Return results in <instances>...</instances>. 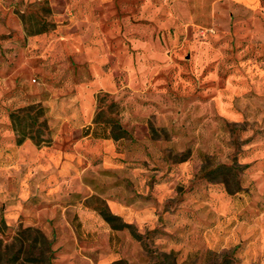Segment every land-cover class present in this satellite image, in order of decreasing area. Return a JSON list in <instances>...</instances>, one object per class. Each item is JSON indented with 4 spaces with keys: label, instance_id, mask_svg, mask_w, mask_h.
I'll use <instances>...</instances> for the list:
<instances>
[{
    "label": "rangeland",
    "instance_id": "374dc122",
    "mask_svg": "<svg viewBox=\"0 0 264 264\" xmlns=\"http://www.w3.org/2000/svg\"><path fill=\"white\" fill-rule=\"evenodd\" d=\"M100 111L128 135L34 170ZM0 230V264H264V0H0Z\"/></svg>",
    "mask_w": 264,
    "mask_h": 264
},
{
    "label": "trees",
    "instance_id": "16d2710c",
    "mask_svg": "<svg viewBox=\"0 0 264 264\" xmlns=\"http://www.w3.org/2000/svg\"><path fill=\"white\" fill-rule=\"evenodd\" d=\"M114 103H111V106H113ZM110 106V107H111ZM31 109L32 108H23L19 111L16 112H12L10 114V118L11 121L13 123V130L16 132L17 135V139H16V145H20L22 144L26 139H31L35 145L37 146H41V144H49V141L47 139H42L41 135H40V129L41 127L44 126V120L41 123H38V117L42 116V115H38L42 112V110L39 108L37 109V111L35 112V115L31 113ZM27 120H30L31 123L33 125H36L38 130L36 134L32 133V132H26V122ZM83 136H91L93 138H111L114 141H117L119 139L124 138L125 136L128 135L127 130H125L123 128V126L121 125V123L119 122V120L116 117L107 115V116H103L102 112H98L93 120V125H89L85 128L83 134ZM244 168V167H243ZM231 169V166L228 165H218L216 167H214L213 171L214 172H219V173H226ZM103 216L105 218V220H107L108 222L113 221L114 219H116L117 217L113 214H111L110 212H106V211H102ZM1 223L4 224V221L2 220ZM115 228H130L131 230V234L132 236L139 238L140 235H138L134 229L132 228V226L130 224H120L118 226H116ZM1 232V230H0ZM38 235L42 237L43 241L45 242V246L48 252H50V242L46 240V238L44 237V235L40 232H38ZM33 248V244L31 243H26V252L29 253L30 250ZM20 252V250H19ZM43 254V253H42ZM32 259H26L27 261H35L37 264H42L44 263V260L42 258H34L31 257ZM47 260L50 259V256L46 257ZM15 260V258L11 257V258H7L6 259V264H8V262H13Z\"/></svg>",
    "mask_w": 264,
    "mask_h": 264
},
{
    "label": "crops",
    "instance_id": "0c3cea01",
    "mask_svg": "<svg viewBox=\"0 0 264 264\" xmlns=\"http://www.w3.org/2000/svg\"><path fill=\"white\" fill-rule=\"evenodd\" d=\"M89 135L83 136L80 140L72 141V143L65 142V139H63V136L56 137V141L54 144L50 147H46L44 150L39 151L40 149L37 147L31 148V163L32 167L35 168L36 172H39L38 170L46 169L47 173L50 169H53L56 164H60L63 159L70 158L71 156L75 157L76 155H72L70 151L73 153H77V155L80 157L79 150L83 147H87L89 141ZM98 142H107L106 144L109 145V140L107 138H103L102 140H97ZM25 145V142L22 143ZM105 144V143H101ZM21 145V144H20ZM69 151V152H68ZM66 162V161H64ZM37 180V179H36Z\"/></svg>",
    "mask_w": 264,
    "mask_h": 264
}]
</instances>
